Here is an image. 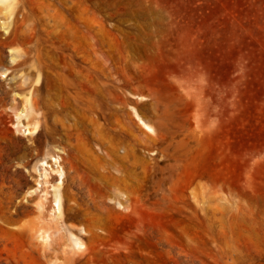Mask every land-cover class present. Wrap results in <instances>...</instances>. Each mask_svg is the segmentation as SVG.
I'll return each instance as SVG.
<instances>
[{"label":"rangeland","instance_id":"rangeland-1","mask_svg":"<svg viewBox=\"0 0 264 264\" xmlns=\"http://www.w3.org/2000/svg\"><path fill=\"white\" fill-rule=\"evenodd\" d=\"M0 264H264V0L0 6Z\"/></svg>","mask_w":264,"mask_h":264},{"label":"bare ground","instance_id":"bare-ground-1","mask_svg":"<svg viewBox=\"0 0 264 264\" xmlns=\"http://www.w3.org/2000/svg\"><path fill=\"white\" fill-rule=\"evenodd\" d=\"M0 6L6 12V14H12V10L15 6V0H0ZM2 28H7L8 25L5 23H1ZM13 60V59H12ZM11 104V103H10ZM25 106L18 108L19 111L16 114V123L14 124L15 131L24 136H33L38 133V125L35 122H31L29 126H23L21 123V119H28L29 110L31 109V105L29 100H25ZM14 108L16 107L13 105ZM11 107V105H10ZM139 124H141L147 130H152L141 118L138 117ZM55 154L50 156V159L47 160H39L34 167V171L36 173L37 179L35 182V186L26 192L25 201L27 202L28 197L38 196L39 200L34 204V208L39 215H43L45 218L47 217L46 210V194L47 188H50L52 191V200H51V213H53V218L51 220H55L61 217L62 215V197L60 193V187L63 184V169L60 164L61 154L63 152L61 150H55ZM30 203V202H29ZM118 207L121 206L118 204ZM52 236L48 232L39 233L37 235V239L41 241L43 244L48 242ZM70 244L69 248L72 251L80 250L82 248V243L79 239L70 235Z\"/></svg>","mask_w":264,"mask_h":264}]
</instances>
